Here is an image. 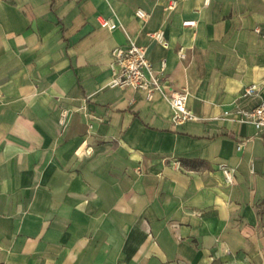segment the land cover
<instances>
[{
  "label": "crops",
  "instance_id": "0c3cea01",
  "mask_svg": "<svg viewBox=\"0 0 264 264\" xmlns=\"http://www.w3.org/2000/svg\"><path fill=\"white\" fill-rule=\"evenodd\" d=\"M128 39L198 120L107 86ZM261 101L264 0H0V264H264Z\"/></svg>",
  "mask_w": 264,
  "mask_h": 264
},
{
  "label": "built area",
  "instance_id": "2783aa9c",
  "mask_svg": "<svg viewBox=\"0 0 264 264\" xmlns=\"http://www.w3.org/2000/svg\"><path fill=\"white\" fill-rule=\"evenodd\" d=\"M175 7V2H170L166 9L172 10ZM135 16L141 20H147L148 14L138 8L135 10ZM101 27L108 29L117 28V24L111 19L102 18L99 20ZM194 21H184V26L194 25ZM152 38L157 40L163 48H168V42L163 36L162 31H157L150 34ZM178 56L180 59L185 57L183 48L178 50ZM111 78L107 82L108 87L119 88H132L135 90H143L146 93L148 100H151L155 93H162L167 98L169 105L172 109L171 121L175 125L183 124L187 121L198 120L199 118L191 112L187 107L188 92L187 90L175 91L170 85L164 83L160 76V72L153 70L151 62L146 57V49L143 46L136 44L135 41L128 39L127 44L124 46H116L111 51ZM165 68V62H162L161 70ZM259 85L252 84L247 86L241 98H248L256 94ZM70 111L65 108H61L58 116V123L60 126H65L69 117ZM235 113L237 114L236 121L238 123H249L254 126L257 134H264V101L252 108L237 107ZM231 113L224 112V116H229ZM87 116H91L86 113ZM90 118H93L91 116ZM101 121V118H95ZM243 142H239L237 150H241ZM175 169H180L181 163L177 159L169 161ZM219 170L222 172L225 181L228 184L234 183V168L227 166L226 164H219Z\"/></svg>",
  "mask_w": 264,
  "mask_h": 264
}]
</instances>
